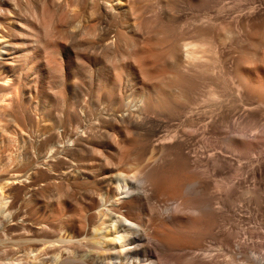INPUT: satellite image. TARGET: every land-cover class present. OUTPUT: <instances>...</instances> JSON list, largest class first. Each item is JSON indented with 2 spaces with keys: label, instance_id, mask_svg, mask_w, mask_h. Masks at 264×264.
<instances>
[{
  "label": "bare ground",
  "instance_id": "6f19581e",
  "mask_svg": "<svg viewBox=\"0 0 264 264\" xmlns=\"http://www.w3.org/2000/svg\"><path fill=\"white\" fill-rule=\"evenodd\" d=\"M17 135L0 264H264V0H0Z\"/></svg>",
  "mask_w": 264,
  "mask_h": 264
},
{
  "label": "rangeland",
  "instance_id": "374dc122",
  "mask_svg": "<svg viewBox=\"0 0 264 264\" xmlns=\"http://www.w3.org/2000/svg\"><path fill=\"white\" fill-rule=\"evenodd\" d=\"M17 136L19 138L14 136L15 140L13 139V137L9 140L5 139V141L2 144L1 148L3 150V153H2L3 155H1V156H3V157L0 156V170L1 171H2V169L11 168L19 162V154L22 152L24 140L22 139L23 137L20 138L19 135H17ZM20 150H21V152H20ZM11 238H12V236L9 233H6V235H4V233H2V231L0 230V243H2V241H4V243H2V245H0V249H3V250L6 249L7 250L10 247L16 246L15 241H12L13 238L12 239ZM262 241L264 243V236L262 238ZM260 251H262V253H264V248L262 250L260 249ZM256 255L261 261H264V257H262V255H258V253H256ZM218 259L222 262H224V259H226V261H228V256L222 255V257H218Z\"/></svg>",
  "mask_w": 264,
  "mask_h": 264
}]
</instances>
